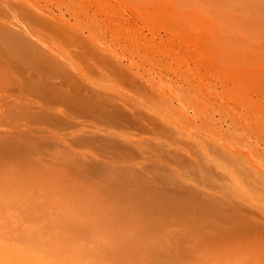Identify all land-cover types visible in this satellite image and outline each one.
<instances>
[{
  "label": "rangeland",
  "instance_id": "1",
  "mask_svg": "<svg viewBox=\"0 0 264 264\" xmlns=\"http://www.w3.org/2000/svg\"><path fill=\"white\" fill-rule=\"evenodd\" d=\"M0 24V115H44L0 121V264H264V0H0Z\"/></svg>",
  "mask_w": 264,
  "mask_h": 264
},
{
  "label": "bare ground",
  "instance_id": "2",
  "mask_svg": "<svg viewBox=\"0 0 264 264\" xmlns=\"http://www.w3.org/2000/svg\"><path fill=\"white\" fill-rule=\"evenodd\" d=\"M12 22H15V24L17 23V27H18V20H13ZM12 22H11V24H12ZM6 23H7V22H6ZM19 23H20V21H19ZM8 24H9V23H8ZM11 24H9V27L11 26ZM20 24H21V25H20ZM20 24H19V25L22 26V23H20ZM13 25H14V24H13ZM9 27H8V28H9ZM14 27H15V26H14ZM17 27H16V28H17ZM23 27H24V26H23ZM25 27H26V26H25ZM26 28H27V27H26ZM5 29H6V26L0 24V30H5ZM13 29H14V28H13ZM22 29H23V28H22ZM24 29H25V28H24ZM27 29H28V28H27ZM27 29H25L26 32H28V31L30 30V29H29V30H27ZM6 30H7V29H6ZM9 30H10V29H9ZM11 30H12V29H11ZM20 30H21V29H20ZM17 32H18V31H17ZM23 32H24V31H23ZM0 33H3V31L0 32ZM5 33H6V31H5ZM21 33H22V31H21ZM10 34H11V33H10ZM22 34H24V33H22ZM3 35H4V34H3ZM6 35H7V34H6ZM18 35H20V34H18ZM8 36H9V35H8ZM20 36H21V35H20ZM23 36H26V35H23ZM16 37H18V36H16ZM20 38H21V37H20ZM31 38H32V37H31ZM18 39H19V38H18ZM32 41H33V40H32ZM32 41L30 40L31 44L34 42V41H33V42H32ZM20 42H21V41H20ZM22 42H23V41H22ZM35 43H36V42H35ZM21 44H22V43H21ZM29 44H30V43H29ZM36 45H37V44H36ZM36 45H35V47H36ZM32 46H33V44L31 45V47H32ZM35 47H32V48H35ZM4 48H5V47H4ZM2 49H3V47H2ZM8 49H9V48H8ZM52 50H53V49H52ZM0 51H2V50H0ZM3 51H4V49H3ZM5 52H6V49H5ZM8 52H9V51H7V53H8ZM7 53H6V55H7ZM9 53H10V52H9ZM6 55H3V52H2V54H1L2 57L4 56V57L6 58L5 61H7V60L9 61V60H10L9 62H11V65L8 63V61H7L6 63L3 61L4 63H3L2 65H0V68L2 69V71H4V70H5V72L7 71L6 73H8V75H9V73L14 74L16 71L13 70L14 73H13L12 71L10 72V69L13 67L12 65H14V63H13L14 60L11 61V59H8V58H7V56L10 57V55H7V56H6ZM1 56H0V59L2 60ZM5 58H3V59H5ZM10 58H11V57H10ZM51 61H52V60H51ZM12 63H13V64H12ZM17 64H18V62H17ZM17 64H16V65H17ZM16 65H15L14 67H16ZM19 66H20V65H19ZM19 66H17V67L19 68ZM1 69H0V70H1ZM19 69H21V68H19ZM8 75H7V76H8ZM10 77L12 78V77H14V75H12V76H10ZM10 77H9V78H10ZM12 80H13V78H12ZM19 80H22V79H19ZM26 80H28V79H26ZM13 81H14V80H13ZM29 81H30V80H28L27 82L29 83ZM6 82H7V80H6ZM10 82H11V83H10L11 85H9V86H13L14 82H12L11 80H10ZM30 82H31V81H30ZM34 82L36 83L37 81H34V80H33V81H32V84H33ZM23 83H25V81H23ZM23 83L20 82V85L23 84ZM28 83H26V84H28ZM8 84H9V83H8ZM18 84H19V83H18ZM18 84H17V81H16V85H17L16 87L19 86ZM26 84H25V85H26ZM23 85H24V84H23ZM28 85H29V84H28ZM28 85H26V87H27ZM5 86H6V85H5ZM36 86H38V85H36ZM36 86H35V87H36ZM6 87H7V86H6ZM22 87H23V86L18 87V88H22ZM29 87H30V86H29ZM29 87H28V88H29ZM33 87H34V85H33ZM11 88H15V86H14V87H11ZM11 88H10V89H11ZM24 88H25V87H24ZM24 88H23V89H24ZM28 88H27V89H28ZM30 88H32V87H30ZM36 88L38 89V87H36ZM6 89L8 90V87H7ZM10 89H9V90H10ZM16 89H17V88H16ZM25 89H26V88H25ZM33 89H34V88H33ZM33 89H31V91H32V92H35V90L33 91ZM37 89H36V90H37ZM22 91H23V90H22ZM22 91H21V92H22ZM24 91H25V90H24ZM26 91L29 92V90H26ZM31 91H30V92H31ZM30 92H29V93H30ZM32 92H31L30 94H32ZM44 92H45V91H44ZM26 93H27V92H26ZM35 93H36V92H35ZM35 93H34V95L36 96ZM45 93H46V92H45ZM51 93H52V92H51ZM24 94H25V93H24ZM27 94H28V93H27ZM30 94H28V95H30ZM47 95H48V94H47ZM49 95H50V94H49ZM49 95H48V96H49ZM2 96H4V94H3V95L1 94L0 97H2ZM8 96H10V95H8ZM25 96H26V94H25ZM25 96H24V98H25ZM50 96H51V98H52V95H50ZM50 96H49V98H50ZM10 97H11V96H10ZM26 97H29V96H26ZM30 97H31V96H30ZM22 98H23V97H22ZM49 98H48V99H49ZM7 99H8V98H7ZM7 99L4 98V100L8 103V106L11 105L12 107L16 108V106L19 107V103H20V104H21V105H20L21 110L19 111L20 113H21V111H22V109H23L24 112H25V111H27V112L29 111L28 114L30 115V117H29L30 119H32L33 117H34V118L36 117V116H35L36 113H35V114H34V112L32 113V110L34 109V111H36V112H37V110H35V107H34V108H32V107H33L34 104H35V106H36V103H37V102H36V103H35V102L31 103V102H32V99H30L31 102H28V101H29V98H28V100H24L26 104L29 103V105H30V106H29V105H25V104L22 105L21 102H24V101H22V99H20V98H17L18 100H19V99L21 100V101L19 100V101H20L19 103H18L17 101H15V99H14V100L11 101V102H13V103L10 102V104H9V101H8L9 99H8V100H7ZM26 99H27V98H26ZM34 99H35V97H33V100H34ZM0 100H1V99H0ZM2 100H3V99H2ZM2 100H1V101H2ZM10 100H11V99H10ZM14 101H15V102H14ZM26 101H27V102H26ZM49 101H50V103H52V99H49ZM2 102H3V101H2ZM47 102H48V101H47ZM17 103H18V104H17ZM15 105H16V106H15ZM24 105H25L26 107L29 106V108L26 109V107H25ZM11 106H9V107L12 108ZM21 106H22V107L24 106L26 110H25L24 108H22ZM31 106H32V107H31ZM46 107L48 108L49 106L47 105ZM46 107H43L44 109H43L42 113L44 112L45 115H46V113H47V115H48L49 113L52 114L51 111L47 110ZM14 108H12V111H11V109H10V111H8V113H5V114H2V113H1L2 115H0V121H1L3 118L6 120V118H7L8 115H9V116H12L11 114H13L12 112H13V109H14ZM50 108H51V107H50ZM31 109H32V110H31ZM45 109H46V111H45ZM48 109H49V108H48ZM30 111H31V112H30ZM40 111H41V109H40ZM40 111L37 112V117H38V113L41 114ZM24 112L22 111L20 117L22 116V114H23ZM27 112H26V114H27ZM45 112H46V113H45ZM9 113H10V114H9ZM18 114H19V113H18ZM28 114H27V115H28ZM24 115H25V113H24ZM24 115H23V116H24ZM27 115H25V116L27 117ZM29 115H28V116H29ZM41 115H43V114H41ZM16 116H17V114H16ZM16 116L14 117L15 119L17 118ZM23 116H22V117H23ZM25 116H24V117H25ZM39 116H40V115H39ZM43 116H44V115H43ZM5 117H6V118H5ZM22 117H21V118H22ZM45 117H46V116H45ZM40 118H41V117H40ZM40 118H39V119H40ZM4 119H3V120H4ZM22 119H23V118H22ZM24 119H25V118H24ZM27 119H28V118H27ZM35 119H36V118H35ZM35 119H33V121H35ZM18 120H19V118H18ZM28 120H29V119H28ZM21 121H23V120H21ZM29 121H30V120H29ZM29 121H28V122H29ZM5 122H6V121H5ZM10 122H11V121H10ZM30 122H31V121H30ZM19 126H20V125H19ZM19 126H17V128L15 127V130H12V129H11V131H10V128H9V130H7V131H10V132H7V133H10L9 135H7V136H8V137H7L8 139H9V137H10V139H11V137H12V139H14L13 136H15V138H16V137H21V138H26L27 140H28V139H29V140H32V141H34V142L36 141V139H37V138H36V135H38L37 133H38L40 130H39V131H36L37 133H35V131H33V130H35V129H33L34 126L32 127V126L28 125L29 128L32 127V129L30 128V129L33 131L32 133H33V134L35 133V135H31V133H29V132H30V129L27 128V129L29 130V132H28V131H27V132H24V131L26 130L25 128L21 130V127H24V126H23V125L20 126V127H19ZM18 127H19V128H18ZM36 128H37V127H36ZM37 129H40V128L38 127ZM5 130H6V129H5ZM0 133H1V132H0ZM2 133H3V132H2ZM2 133H1V135H2ZM5 135H6V134H4V136H5ZM34 136H35V137H34ZM38 136H39V135H38ZM2 137H3V136H2ZM28 137H29V138H28ZM33 137H34L35 139H34ZM4 138H5V137H4ZM16 139H17V138H16ZM33 144H34V143H33ZM251 175H252V174H251ZM255 175H257V174H255ZM261 175H262V174H261ZM248 176L251 177L250 175H248ZM252 176L255 177L254 175H252ZM258 176H259V175H258ZM249 177L246 178V179H249ZM253 177H252V179H255V178H253ZM262 177H263V176H261V178H262ZM259 178H260V177H259ZM261 178H260V180H261ZM263 180H264V179H263ZM247 181H248V180H247ZM250 181H251V180H249V182H250ZM252 182H253V180H252ZM262 182H263V181H262ZM247 183H248V182H247ZM247 183L245 184V186L247 185ZM263 183H264V182H263ZM259 185L261 186V185H264V184H262V183L260 184V183H259ZM259 185H258V187H259ZM218 186H219V185H218ZM248 186H251V184L248 185ZM236 187L239 188L240 186H236ZM252 187H253V188H256V186H252ZM252 187H250V189H251ZM244 188H245V187H244ZM244 188H243V189H244ZM248 188H249V187H248ZM256 189H257V188H256ZM261 189H262V188H261ZM248 190H249V189H247L246 191H248ZM254 190H255V189H252V191H254ZM259 190H260V189H259ZM209 192H210V191H209ZM258 193H259V192H258ZM208 194H209V193H208ZM208 194L206 193V196H209ZM256 194H257V193H256ZM261 194H262V192H261ZM257 195H258V194H257ZM258 196H259V195H258ZM261 196H262V195H261ZM244 202H245V201H244ZM258 204H259V203H258ZM263 204H264V203H263ZM263 204H260L261 206H257V205H253V204H252V205L249 204V205H251L250 207H252L254 210H255V209L257 210V211H254V210H253V211H254V214L256 213L255 216L257 215V217H258V214H257V213H260L259 217L263 215V219H264V207H262V206H264ZM247 207H249V206H247ZM251 210H252V209H251ZM251 210L248 208V211L252 212ZM252 214H253V213H252ZM261 214H262V215H261ZM249 219H250V218H249ZM252 219H253V218H251V220H252ZM255 219H256V218H255ZM263 219H262V220H263ZM251 220H250V221H251ZM258 220H259V222L261 221L260 223H264V220L262 221V220H260V219H257V221H258ZM251 223H256V222H255L254 220H252ZM260 223H259V224H260ZM246 224H247V223H246ZM246 224H245V225H246ZM256 224H258V223H256ZM247 226H248V225H247ZM257 226H258V225H257ZM260 226H263V225L260 224V225L258 226V228H264V227H260ZM237 227H239V225H238ZM241 227H242V226H241ZM241 227L238 228V230L241 229ZM255 227H256V226H255ZM233 228H235V227H233ZM243 228L245 229V228H247V227H246V226H243ZM253 228H254V227H253ZM253 228H252V230H250V229H246V230H247V233H248V232L250 233V231H254L255 229L253 230ZM244 229L241 230V231H243V232L247 235V233L244 231ZM248 230H249V231H248ZM261 230H262V229H261ZM249 233H248V234H249ZM251 233H254V232H251ZM255 233H256V232H255ZM255 233H254V234H251L250 236H252V235H253V236H256V234L259 233V232H258V229H257V233H256V234H255ZM159 264H161V263H159Z\"/></svg>",
  "mask_w": 264,
  "mask_h": 264
}]
</instances>
